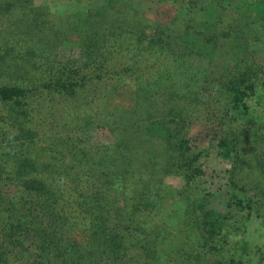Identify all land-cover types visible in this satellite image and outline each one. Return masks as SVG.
Wrapping results in <instances>:
<instances>
[{
    "label": "trees",
    "instance_id": "16d2710c",
    "mask_svg": "<svg viewBox=\"0 0 264 264\" xmlns=\"http://www.w3.org/2000/svg\"><path fill=\"white\" fill-rule=\"evenodd\" d=\"M92 1L102 20L78 14L76 65H42L38 51L29 80L0 81V264H262L264 252L252 253L260 248H249L246 226L264 227V176L254 164L264 144V65L245 56L233 69L217 53L225 42L264 39L255 16L241 17L263 0H159L176 18L145 28L120 0ZM111 12L118 20L109 24ZM125 14L137 32L119 25ZM192 57L210 64L194 69ZM121 85L137 89L147 119L133 113L123 124L129 135L93 155L78 134ZM195 120L217 129L214 145L195 149L182 134ZM211 153L228 165L226 210L212 201L222 187L207 185ZM170 200L187 206L177 237Z\"/></svg>",
    "mask_w": 264,
    "mask_h": 264
},
{
    "label": "rangeland",
    "instance_id": "374dc122",
    "mask_svg": "<svg viewBox=\"0 0 264 264\" xmlns=\"http://www.w3.org/2000/svg\"><path fill=\"white\" fill-rule=\"evenodd\" d=\"M120 3L127 15H133L134 12L135 20H142V27L144 28L149 24L153 25V22L159 23L160 26L168 24L177 16L174 7L168 4H160L159 0H120ZM98 6V2L92 0H0V81H5L7 84H18L20 79H23V82L29 80L28 78L33 74L32 62L34 58L31 59V55L38 51L42 53L41 58H39L42 65H49L50 63L52 65H59L60 63L76 65V62L81 59L79 37L76 33L78 23H80L78 14L86 13L94 21L102 20L98 12H94ZM116 14L117 12H111L108 16L107 22L109 21V24L118 20ZM127 15L121 17L119 25L123 24L124 28L137 32V27L126 24L129 19ZM249 16H255L256 19L254 20L264 25V0L256 13L244 9L241 17L247 18ZM108 28L104 29L105 33L111 31ZM262 41L264 42V39L254 41L247 37L244 45L242 43L237 45L235 42H225L218 48L217 61L220 63L226 62V64L230 62L232 63L231 68L235 69L237 64L241 63V60L245 59L246 56L247 60L264 65V44ZM47 56L48 59L45 58ZM190 60L192 68L197 70L206 68L210 64L209 59L206 58L192 57ZM188 69L189 67L183 64L180 72L186 74ZM187 81H194V77L187 78ZM113 88L109 90V98L104 103L97 104V106L101 105L99 109H102L103 113H98L99 109H97L96 113L90 114L91 123L88 126L89 128L78 134L79 138L84 140L86 149L94 150L93 155H96L95 150L114 149L112 147L116 145L118 136L129 135L124 134L126 130H123V124L127 123V120L133 119V113L139 115L137 118L147 119L146 112L140 115L143 110L139 107H142V104L140 98L137 97L138 92L135 87L121 85ZM69 102L66 105L68 107L67 111L73 113L75 105L72 100ZM145 107L157 112L154 109L155 107L150 104H146ZM157 114L162 115L160 112H157ZM33 121H35V113L33 114ZM168 122L169 130L172 132L180 131V125H174L178 122L169 121V119ZM210 126L212 125L210 124ZM210 126L208 122L203 120L188 121L182 134L184 133L186 138L192 141L195 149L200 150L214 145L213 137L217 129L215 127H212L214 128L212 129ZM18 145L20 146L17 148L25 149L22 144L17 143ZM211 154L205 164L208 176L207 185L213 181L215 189L222 187L223 192L219 193V196H215L212 201L218 208L226 210L229 204L225 178L228 165H226V162L220 163V159L215 157L214 153ZM102 155L98 154L97 159ZM256 157L254 160V164L257 165L256 171L259 175L264 176V144H262L260 150L256 151ZM4 158L5 161L12 164L11 157L4 155ZM166 182L176 189L183 187V181L178 178L169 177ZM186 208V204L181 200L177 202L170 200L166 204V212L171 215L169 221L175 237L181 236L176 228ZM238 217L239 213H236V219ZM258 224H261V221H251L246 226L247 234L250 236L248 238L249 248H260L252 252L253 254L259 251H261V254L264 252V227L260 228V226H257ZM240 238L241 236L234 235L233 241L240 240ZM177 240L179 242V239ZM255 258L259 259L260 255L257 254ZM262 260L261 263L264 264V257Z\"/></svg>",
    "mask_w": 264,
    "mask_h": 264
}]
</instances>
